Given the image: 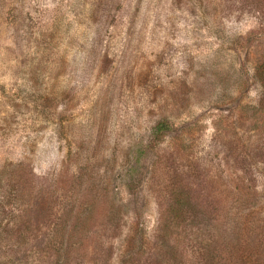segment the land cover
<instances>
[{
	"label": "rangeland",
	"instance_id": "obj_1",
	"mask_svg": "<svg viewBox=\"0 0 264 264\" xmlns=\"http://www.w3.org/2000/svg\"><path fill=\"white\" fill-rule=\"evenodd\" d=\"M260 226L264 0H0V264H249Z\"/></svg>",
	"mask_w": 264,
	"mask_h": 264
},
{
	"label": "trees",
	"instance_id": "obj_2",
	"mask_svg": "<svg viewBox=\"0 0 264 264\" xmlns=\"http://www.w3.org/2000/svg\"><path fill=\"white\" fill-rule=\"evenodd\" d=\"M241 224L242 223H239L238 225H232V226L228 227V229H226L225 232H224L225 237H227V236L230 237L231 242L234 241V240H236V236L235 235L237 233L239 234L240 228L242 227ZM260 228H261V234L263 235V238L259 241V243L258 242L255 243L256 242V239L253 238L252 241H251V244H250L252 247H254V248L257 249V254L250 255V253H249L248 256H244V255L239 256V258L241 260L244 259V260H246V262H249V264H264V227H261L260 226L259 229ZM237 241L241 243L240 236H239V239ZM253 243H255L256 247L253 245ZM237 247L238 246L236 245V248L235 249H237ZM206 259H208V260H206ZM211 259L212 258L205 257L204 258L205 261L202 264H206V262H207V264H211ZM237 260L238 261H241L239 259H237Z\"/></svg>",
	"mask_w": 264,
	"mask_h": 264
}]
</instances>
